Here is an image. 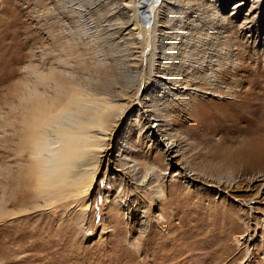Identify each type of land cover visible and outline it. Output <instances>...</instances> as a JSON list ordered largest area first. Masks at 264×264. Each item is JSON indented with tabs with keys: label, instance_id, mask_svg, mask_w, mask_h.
Masks as SVG:
<instances>
[{
	"label": "rangeland",
	"instance_id": "374dc122",
	"mask_svg": "<svg viewBox=\"0 0 264 264\" xmlns=\"http://www.w3.org/2000/svg\"><path fill=\"white\" fill-rule=\"evenodd\" d=\"M132 23L138 34L125 33ZM51 67L88 93L125 96L123 110L110 107L114 137L141 175L154 169L160 199L104 162L82 212L6 201L4 102L31 68ZM146 108L180 155L150 135ZM263 123L264 0H0V264H264V183L252 181L264 152L232 155L253 149L245 141ZM190 170L241 186L188 187Z\"/></svg>",
	"mask_w": 264,
	"mask_h": 264
},
{
	"label": "bare ground",
	"instance_id": "6f19581e",
	"mask_svg": "<svg viewBox=\"0 0 264 264\" xmlns=\"http://www.w3.org/2000/svg\"><path fill=\"white\" fill-rule=\"evenodd\" d=\"M137 25L130 24L129 31L125 33L132 34V31L137 30L135 34H138L141 29ZM133 55L132 59L135 60L137 56ZM69 72L65 69L57 71L55 67H51L48 73H43L31 68L29 76L21 78L14 85V99L4 102L7 118L2 121V147L15 165L14 169L10 165L4 168L10 177L8 181L13 186L11 198L6 201L23 205L28 200L35 206H40L39 200H44L42 207L47 209L60 202L64 203L67 210L72 209L70 212H82L90 205L89 197L104 162L106 167L112 169L110 173L118 171L132 184L145 183L152 198L160 199L164 192L160 189L158 180L153 178L156 176L154 169L150 172L152 178L146 179L148 173L141 175L137 160L126 154L124 139L114 137L113 127L117 125L121 115L112 114L110 107L123 110L125 103L122 100H125V96L114 94L109 101L98 92L88 93L85 88L72 81ZM164 76L162 72L157 75L159 82L164 80ZM142 99L141 96L136 97L131 103L139 104ZM141 117L147 121L152 137L167 140L164 143L167 154L180 155L176 140L167 133H162L158 123L160 116L153 109H144ZM256 128L257 132L264 131V123ZM261 133H257L258 137L245 141L247 144L255 139L250 152L241 148L232 155L238 159L264 152V136H259ZM115 146L118 152L113 155ZM190 172V176L185 174L188 187L197 182L215 188H221V184H225L227 190H235L241 186L239 180L228 176L212 177L204 172ZM256 179L264 183V171L257 173L252 181ZM4 198L2 194L0 219L8 215Z\"/></svg>",
	"mask_w": 264,
	"mask_h": 264
},
{
	"label": "clouds",
	"instance_id": "9594fccd",
	"mask_svg": "<svg viewBox=\"0 0 264 264\" xmlns=\"http://www.w3.org/2000/svg\"><path fill=\"white\" fill-rule=\"evenodd\" d=\"M147 236V231L141 233V239H145Z\"/></svg>",
	"mask_w": 264,
	"mask_h": 264
}]
</instances>
